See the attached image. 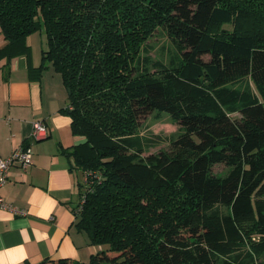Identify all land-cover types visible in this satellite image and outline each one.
I'll return each mask as SVG.
<instances>
[{
	"label": "trees",
	"instance_id": "16d2710c",
	"mask_svg": "<svg viewBox=\"0 0 264 264\" xmlns=\"http://www.w3.org/2000/svg\"><path fill=\"white\" fill-rule=\"evenodd\" d=\"M0 29L7 68L45 35L36 74L61 77L85 138L64 151L89 181L76 227L105 247L40 264H262L264 0H0ZM160 29L170 64L151 55ZM154 111L182 132L145 156Z\"/></svg>",
	"mask_w": 264,
	"mask_h": 264
},
{
	"label": "crops",
	"instance_id": "0c3cea01",
	"mask_svg": "<svg viewBox=\"0 0 264 264\" xmlns=\"http://www.w3.org/2000/svg\"><path fill=\"white\" fill-rule=\"evenodd\" d=\"M6 41L0 29V49ZM30 51L0 62V157L22 145L31 146L33 163L14 167L1 189L3 199L18 211L0 208V264H40L46 259L86 263L105 250L92 245L76 227L83 173L73 169L65 150L83 144L72 132L71 118L61 113L68 104L61 77L52 68L38 75L44 33L28 38ZM43 122L48 137L34 141V125ZM22 212V213H21Z\"/></svg>",
	"mask_w": 264,
	"mask_h": 264
},
{
	"label": "rangeland",
	"instance_id": "374dc122",
	"mask_svg": "<svg viewBox=\"0 0 264 264\" xmlns=\"http://www.w3.org/2000/svg\"><path fill=\"white\" fill-rule=\"evenodd\" d=\"M148 44L152 57L165 64H170L172 60H177L180 57L176 47L163 29L157 31ZM205 59L208 60V56ZM232 117L237 118L239 114H234ZM139 132L150 141L144 153L145 156H148L168 150L172 139L182 132V128L174 122L169 113L154 111L142 119ZM213 172L217 175H225L228 168L224 164H219L214 167ZM262 264H264V259H262Z\"/></svg>",
	"mask_w": 264,
	"mask_h": 264
},
{
	"label": "built area",
	"instance_id": "2783aa9c",
	"mask_svg": "<svg viewBox=\"0 0 264 264\" xmlns=\"http://www.w3.org/2000/svg\"><path fill=\"white\" fill-rule=\"evenodd\" d=\"M48 137V128L43 122H37L34 125V131L32 134V139L34 141L44 140ZM33 148L31 146L22 145L16 149L12 155L6 158L0 157V208L2 209H11L13 211H18L15 207L8 204L3 197L1 196V189L5 186L8 181L9 173L14 167H19L21 169H27L33 163ZM88 175L83 174V179L81 184H88ZM81 201L78 204L77 211L83 209L84 198L80 197ZM22 213V212H21Z\"/></svg>",
	"mask_w": 264,
	"mask_h": 264
}]
</instances>
